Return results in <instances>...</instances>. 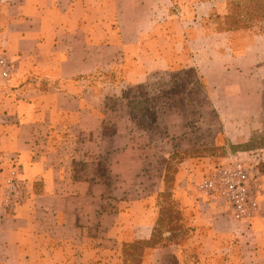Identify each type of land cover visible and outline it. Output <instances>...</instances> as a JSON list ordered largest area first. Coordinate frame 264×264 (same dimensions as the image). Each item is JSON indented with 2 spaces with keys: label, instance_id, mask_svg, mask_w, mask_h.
Listing matches in <instances>:
<instances>
[{
  "label": "crops",
  "instance_id": "0c3cea01",
  "mask_svg": "<svg viewBox=\"0 0 264 264\" xmlns=\"http://www.w3.org/2000/svg\"><path fill=\"white\" fill-rule=\"evenodd\" d=\"M237 1L0 0V58L11 66L8 78L0 75V264H108L115 251L151 238L161 174L153 192L138 190L132 203L121 197L116 208L109 204L111 183L140 179L138 171L117 172L140 160L128 156L135 145L128 139L127 112L115 107L123 97L119 90L145 84L140 58L167 53L158 48L161 37L185 38L184 53L195 41L215 38L211 64L224 70L229 87L216 89L221 79L202 77L199 83L207 97L210 91L223 94L237 107V85L257 84L251 76L257 61L249 57L256 47L237 45L238 38H249L246 33L206 34L201 24V38L193 39L194 22L225 15ZM167 51L170 61L162 56L154 69L174 61V50ZM199 63L191 60L188 67L199 72ZM241 65L249 76L237 77ZM249 92L248 101L256 104L257 90ZM252 131L240 142L236 133L227 139L241 145ZM14 164L26 183V199L8 210L4 182ZM212 169L190 163L179 174L174 197L191 236L148 249L142 264H264V173L258 213L237 226L189 188L191 176L196 184Z\"/></svg>",
  "mask_w": 264,
  "mask_h": 264
},
{
  "label": "rangeland",
  "instance_id": "374dc122",
  "mask_svg": "<svg viewBox=\"0 0 264 264\" xmlns=\"http://www.w3.org/2000/svg\"><path fill=\"white\" fill-rule=\"evenodd\" d=\"M237 12L236 7L228 4L225 15L214 13L203 21L194 22L196 27L193 26L195 40L201 38L197 30L201 24L206 34L218 31L236 32V35L246 33L249 38H238L237 45L249 43L256 47L249 57L257 61L255 67L251 69V76L257 79V84L256 86L237 85V107L233 105L235 103L232 98H227L223 94H214L210 91L207 97L201 88L203 85L199 83L202 77L214 82L221 79L219 85L214 87L216 89L229 87L221 78L226 75L224 70L211 64L216 60L213 52L217 50L215 46L219 41L215 38H205L202 42L195 41L191 44L193 47H190V52L184 53L183 44L186 39L177 36L172 40L164 36L160 38L158 48L167 53L155 54L156 58L152 53L141 56L142 68L146 70L145 84L128 89L120 88L123 97L119 96V102H115L117 109L123 108L127 112L126 117L130 123L128 139L135 147L128 151V156L140 158L139 163L130 167L120 166L117 172L128 176L131 171H138L140 179L111 183L113 202L109 204L116 208V202L121 197L132 203L139 197L138 190L144 194L153 192L161 174L163 191L157 198L159 214L156 227L164 238L169 236L168 231L172 229L175 237L171 242H185L191 236L187 217L182 213L174 197L175 182L190 163L195 167L201 165L205 168L207 165L212 169L235 152L264 151V20L250 19L249 13L242 11L239 12L240 18L247 27L237 29ZM170 48L174 50L171 59L174 61L168 65V68L162 63L156 65L162 66V69H154L153 63L157 59L162 62V56L166 61H170L167 51ZM193 48L196 51H193ZM191 60L200 62L202 69H199V72L188 67ZM247 61L249 60H245ZM247 68L246 65H241L237 69L240 70L237 77L249 76L250 72ZM250 88L252 91L257 90V95L252 93V97L257 98L256 104L248 101ZM236 108L237 116L234 115L235 110H233ZM224 109L230 114L220 115L219 112ZM247 112H257V114L248 116L245 115ZM249 128H253V131L246 143L239 145L227 139L229 133H236L237 141L240 142L245 139ZM195 182L196 180L191 176L188 183L192 191H196ZM122 193L126 195L122 196ZM171 202L174 205H171ZM171 209L177 212L178 220L173 219L176 214L170 213ZM178 227L181 229L179 230ZM147 252L148 249L143 250L141 258L138 259L132 256L126 258L123 252L115 251L113 260L108 264H142V257L147 255Z\"/></svg>",
  "mask_w": 264,
  "mask_h": 264
},
{
  "label": "built area",
  "instance_id": "2783aa9c",
  "mask_svg": "<svg viewBox=\"0 0 264 264\" xmlns=\"http://www.w3.org/2000/svg\"><path fill=\"white\" fill-rule=\"evenodd\" d=\"M11 66L0 58V75L8 78ZM264 163V151H238L224 162L213 167L195 184L196 191L206 200L215 203L223 214L237 226L250 224L259 211L262 189L259 183V167ZM4 205L13 209L26 199V183L21 171L12 165L4 182Z\"/></svg>",
  "mask_w": 264,
  "mask_h": 264
},
{
  "label": "trees",
  "instance_id": "16d2710c",
  "mask_svg": "<svg viewBox=\"0 0 264 264\" xmlns=\"http://www.w3.org/2000/svg\"><path fill=\"white\" fill-rule=\"evenodd\" d=\"M229 5L236 7L237 11H238L237 12V14H238V16H237V29L247 27L246 24L243 25L244 20L242 18H240L241 13H239V12L247 11L249 13L250 19L264 20V0H244V1L231 2ZM234 27H236V26H234ZM244 147L247 148V146H244ZM259 170L264 173V163L261 164V166L259 167ZM171 205H174V204L171 202ZM171 210L169 211L170 213H173V214L177 213V212H174L173 210H172L173 211L172 212ZM177 215L178 214H176L175 217H173V219L175 218L176 220H178ZM157 223H158V220H157ZM157 223L153 229V234L148 241L135 242L133 244L125 245L123 250H122L123 256L125 255L126 258H131L130 256H132V258L140 259L142 256L143 250L163 247V246L167 245L168 242H171L172 238L175 237L172 234L173 230L170 229V231H168L169 236L164 238V236H162L160 231L157 230V227H156V226H158ZM178 229L180 230L181 228L178 227ZM131 252H133V253L131 254Z\"/></svg>",
  "mask_w": 264,
  "mask_h": 264
}]
</instances>
